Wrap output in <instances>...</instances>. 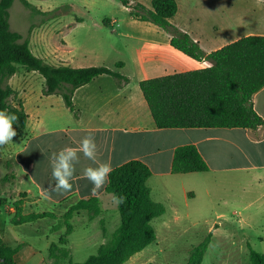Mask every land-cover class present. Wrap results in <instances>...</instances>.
<instances>
[{
    "label": "rangeland",
    "instance_id": "374dc122",
    "mask_svg": "<svg viewBox=\"0 0 264 264\" xmlns=\"http://www.w3.org/2000/svg\"><path fill=\"white\" fill-rule=\"evenodd\" d=\"M27 1L34 10L25 8L20 0H14L9 9V26L28 40L34 55L48 64L74 68L105 66L111 70H125L130 77H134L132 70H188L190 67L188 57L169 47L170 35L166 31L135 20L118 0ZM176 1L178 11L170 23L182 31L190 29L207 51L230 43L229 40L242 35L241 30L251 26L239 24L238 30H231L233 19L221 16L220 9L233 0ZM136 3L150 7V0H130V5ZM104 20H107L106 24ZM117 62L123 63L119 69L114 67ZM7 84L14 90L10 103L16 105L21 101L28 115L25 131L15 129L17 135L12 143L0 148V199H10V208L19 199L10 189L28 186V179L21 180L18 175L20 169L32 165L34 172L39 173L44 168L45 181H53L51 155L75 145L70 142L69 130L65 132L72 126V113L61 96L42 95L44 80L38 73L18 66ZM97 84H104V89H108L106 83L98 81L94 86ZM30 137L36 139L31 141ZM29 141L23 151V144ZM14 163L19 165L18 170ZM245 180L246 183H242ZM191 186L196 199L185 204L179 196L178 184L170 183L169 194L160 185L149 183L151 199L164 207V214L151 222L156 240L122 264H185L189 251L208 234L209 243L201 264H247L250 249L264 253V200L257 198L264 191V184H255L251 177L221 179L204 175L193 178ZM24 200L29 201L25 204V212L39 213L48 209L39 208L33 199ZM70 203L66 200L53 217H46L36 225L40 232L47 229L44 223L55 225L56 232L42 233L49 237L47 244H58L63 236L64 216ZM103 207V220L100 215L93 219L85 213L79 219L78 214L74 215L70 221L73 230L63 240L65 244L59 245L63 250L56 258L47 260L48 264L84 262L109 242L119 226V213L111 198ZM9 208L5 211L11 215ZM51 218L56 221L49 220ZM25 239L29 243L35 242L31 238ZM45 243L43 239L36 244Z\"/></svg>",
    "mask_w": 264,
    "mask_h": 264
},
{
    "label": "trees",
    "instance_id": "16d2710c",
    "mask_svg": "<svg viewBox=\"0 0 264 264\" xmlns=\"http://www.w3.org/2000/svg\"><path fill=\"white\" fill-rule=\"evenodd\" d=\"M27 9L34 6L20 0ZM129 9L137 21L157 26L169 35V45L196 61H207L208 67L186 72L144 79L138 82L139 89L157 129L226 128L254 130L264 125L254 110L252 96L264 88V35L240 37L222 47L206 53L190 35L170 23L177 11L176 0H150V7L130 0H118ZM14 0H0V110L15 114L18 120L15 129L25 131L28 115L23 104L10 103L14 90L7 84L18 66L38 73L44 80L43 96L59 95L64 105L73 111V92L101 75L112 77L118 85L128 78L105 66L74 68L69 65H52L34 55L27 39L10 29L9 9ZM105 24L107 20H104ZM123 66L117 62L115 68ZM75 114V113H74ZM209 170L197 148L192 144L177 146L172 155L170 173L190 174ZM152 172L147 164L132 159L113 168L105 192L113 197H125L117 205L119 226L109 242L97 249L84 262L70 264H122L130 256L141 252L156 240L151 222L164 214V207L151 199L147 185ZM0 199V203H4ZM22 201L13 202L15 214L12 223H31L38 219L53 217L52 213L22 214ZM85 211L89 219L101 212L99 200L91 197L69 207L64 216L65 232L58 244L52 243L47 259L56 258L63 250L59 245L72 232L70 223L75 214ZM210 234L188 254L185 264H201L207 250ZM17 248L0 239V264H14ZM56 264V263H55ZM247 264H264V253L250 249Z\"/></svg>",
    "mask_w": 264,
    "mask_h": 264
},
{
    "label": "crops",
    "instance_id": "0c3cea01",
    "mask_svg": "<svg viewBox=\"0 0 264 264\" xmlns=\"http://www.w3.org/2000/svg\"><path fill=\"white\" fill-rule=\"evenodd\" d=\"M229 3L220 10L222 17L233 19L231 20L232 26L230 25L231 30H238L239 24L249 23L251 25L250 28L241 30V36L229 40V42L247 35H264V0H233ZM242 4L247 7L245 9L240 7ZM183 31L197 41L203 51L210 52L202 47L200 40L194 36L190 29ZM230 36L232 37L231 34ZM169 47L171 46L169 45ZM188 64L190 66L188 70H132L134 77L126 75L125 70H115L128 78V82L118 85L112 77L101 75L90 83L77 88L72 95L73 111L69 110L73 115L72 126L65 130V132L68 130L70 132L71 144L77 147L82 138L92 136L97 146V159L100 162L110 163L112 169L132 159L144 162L152 172L147 181L148 187L152 182L165 188L170 194L168 189L170 183H176L179 196L185 204L196 199L191 181L193 178L196 179L204 175H212L221 179L232 176L246 177V179L251 177L255 184L261 186L264 184V125L254 130L239 128L157 129L155 127L138 82L173 73L201 69L210 65L207 61H196L191 58L188 59ZM98 81L106 83L108 89H104L106 87L104 84L94 86ZM252 104L255 112L264 119V88L252 96ZM27 127L26 123L25 129ZM35 139L33 137L31 141ZM29 144L30 141L26 145L23 144L21 149L25 151ZM185 144H192L197 148L208 164V171L190 174L170 173L174 149ZM79 156L80 161L76 164V178L72 181L73 189L64 195L50 192V198H45L44 193L55 181H45L46 171L44 168L40 169L38 173L34 172L35 169L32 165L28 168L22 166L21 173L18 175L21 176V180L28 179V186L24 189L17 187L13 190L10 189L11 193L15 196L18 195V200L22 201V214L38 213L37 211L25 212V204L29 201L24 199H33L39 208H48L46 212L54 214L66 200L71 202V206L78 201L96 197L101 208L99 215L103 220V204L113 197L105 192L106 185L97 195L91 194L93 185L86 178H82V172L85 167H95L96 165L83 158L82 153ZM14 166L15 170H18L19 165L14 163ZM246 181H242V183L245 184ZM9 185L11 186L10 183ZM13 198L12 196V200ZM257 198L264 200V191L260 192ZM9 201L10 199H7L3 204L0 203V239L7 245L17 248L14 264H48L47 251L52 242L47 244L49 237L43 236L42 233H51V230L56 232V228H53L55 225L50 226L51 222L44 223L43 225L47 229L40 232L36 225L45 218L19 225L12 223L15 211L13 212V204L9 208ZM8 208L12 212L11 215L5 211ZM84 213L86 214L85 211L80 212L77 219ZM52 219L56 221V218L49 220ZM25 238H31L35 242L29 243ZM43 239L46 241L45 245L36 244ZM103 243L104 241H102Z\"/></svg>",
    "mask_w": 264,
    "mask_h": 264
},
{
    "label": "clouds",
    "instance_id": "9594fccd",
    "mask_svg": "<svg viewBox=\"0 0 264 264\" xmlns=\"http://www.w3.org/2000/svg\"><path fill=\"white\" fill-rule=\"evenodd\" d=\"M17 120L18 117L15 114L0 110V148L12 143L17 135L13 127ZM80 153L96 165L85 167L82 172V178H86L93 185L91 194L97 195L109 183L112 166L110 163L100 162L97 159V146L94 138L89 135L82 138L77 147L68 146L51 155L52 179L55 183L49 185V190L44 193L45 198H50V192L64 195L73 189L72 181L76 178V164L80 161ZM124 200L125 197L122 196L114 197V203L117 205L124 203Z\"/></svg>",
    "mask_w": 264,
    "mask_h": 264
}]
</instances>
